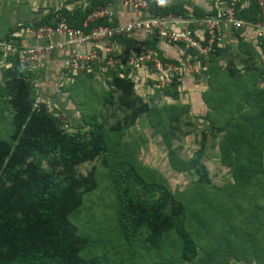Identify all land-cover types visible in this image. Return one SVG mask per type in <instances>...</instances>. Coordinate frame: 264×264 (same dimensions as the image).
Returning <instances> with one entry per match:
<instances>
[{
  "label": "trees",
  "instance_id": "obj_1",
  "mask_svg": "<svg viewBox=\"0 0 264 264\" xmlns=\"http://www.w3.org/2000/svg\"><path fill=\"white\" fill-rule=\"evenodd\" d=\"M147 1L155 16H187L189 13L184 6L161 7L162 0ZM87 2L86 6L81 4L74 9L64 6L57 11H49L32 23L24 24L37 31L42 26L56 27L63 16L72 27L80 28L86 23L85 31L89 32L92 28L114 26L120 21L116 16L88 19L96 9L108 7L114 10L117 6H122L120 0ZM122 7L131 12L130 7ZM192 12L195 15H206L215 10L195 7ZM258 12L257 4L252 0L240 13L248 20H259L261 16ZM14 26H10L3 37L0 36L18 48V52L6 57L11 63L5 69L4 76L3 96L7 100L3 101L4 106L0 110L2 115L5 108H13L9 139L0 136V264H103L100 257L85 255L93 239L80 232L71 218L82 206L85 194L97 187L96 168L83 174L79 172L78 166L94 161L108 151L103 121L99 120L97 114L83 115V121L90 130L86 132L77 128L69 131L50 112L47 105L36 102L32 82L33 67L23 60L19 52L23 46V38L21 31L17 34ZM234 35L240 43L249 45L253 55H259L255 45L244 42L240 31H236ZM40 39L47 41L45 37ZM118 39L134 49H138L140 43H145L161 55V49L154 40L144 39L140 42L136 37L122 36ZM214 45L208 58L201 57L202 64H206L208 70L215 67L213 55L225 51L227 46H220L218 43ZM257 70L255 81H252V87L248 91L249 104L237 110L240 117L231 114L219 130L223 131L222 139L227 146L224 163L232 169L235 182L242 186L253 184L259 173L264 174V68L260 62ZM227 72L230 83L237 79L239 70L232 61L227 65ZM85 75L95 76L94 73ZM107 75L109 89L105 92L104 100L111 104L116 100L118 109L124 112V117L117 120L112 130H125L134 125L143 114H151L152 105L137 92L135 80L129 77V69L117 65L115 69H109ZM208 76L211 81L210 74ZM181 77L170 85L157 88L164 92L163 95L170 102L166 101L157 108L166 112L184 108L185 105L176 102L181 97ZM223 87H213V92L221 95L222 91L225 94L229 92L227 84ZM229 94L226 96L230 98ZM167 122L171 123V120ZM170 128L169 124L168 131ZM168 134L171 135L170 131ZM202 134L201 145L189 160H182L180 167L176 163L179 161L178 157L173 161L178 170L193 169L198 177L196 184L200 187L211 184L209 168L203 161L206 130ZM212 134H216L215 129ZM44 166L47 168L44 169ZM155 184L157 185H149L143 193L126 187L125 199L119 211L120 219L126 221L125 226L130 222L134 233H140L141 241H144L149 252L163 253L167 241H177L180 264L191 263L199 256L200 250L187 222V207L165 179ZM244 234L246 233L243 232L240 236L243 237ZM161 262L173 263L162 258Z\"/></svg>",
  "mask_w": 264,
  "mask_h": 264
},
{
  "label": "rangeland",
  "instance_id": "obj_2",
  "mask_svg": "<svg viewBox=\"0 0 264 264\" xmlns=\"http://www.w3.org/2000/svg\"><path fill=\"white\" fill-rule=\"evenodd\" d=\"M87 1L0 0V33L4 36L12 25H15L17 34L20 31L34 32L35 28L26 27L24 23H32L49 11H57L64 6L74 9L81 4L85 5ZM217 2L218 0H162L160 5L184 6L191 13L195 7L210 11ZM122 8L126 11L125 7ZM243 34L244 42L253 44L248 32L243 31ZM235 43L225 51L213 55L215 67L212 70L206 68L207 71L203 69L195 74L190 73L193 71L188 68L183 75V80L189 78L187 75L192 74L193 78L199 76L196 84L210 86L209 93L216 100L211 103L213 105L206 113L208 116L196 114L191 107L192 100L184 101V104L178 99L176 102L185 105L184 108L168 112L157 108L166 101L170 102L163 95L164 92L157 89L161 88L157 86L158 82L148 78L147 81L152 85L147 98L152 105L151 114H143L134 125L119 131L112 130V127L118 119L124 117V112L118 109L116 100L113 104L104 100L105 92L109 89L107 81L88 75L78 76L71 81L67 76L64 77V83L52 85L48 78L55 73L50 70L49 63L55 56V50L50 54L45 53L49 59L43 69L23 58L33 67L32 82L36 102L47 105L66 129L73 131L82 128L88 132L90 127L84 123L82 116L97 114L107 132L108 151L94 161L78 166L79 172L83 174L95 167L97 175L96 189L85 194L82 206L71 217L80 232L93 239L86 256H98L103 264H168L161 262V258L172 261L171 264H180L177 241H167L163 253L149 252L144 241H141L140 233H134L131 223L128 222L125 226L126 221L120 219L119 211L125 199L126 187L143 193L149 185H157L156 182L165 179L172 191L185 203L187 222L199 245V256L191 263L184 264H264V174L259 173L251 185L237 184L232 169L224 163L227 146L222 139L223 131H219L231 114L239 116L237 110L249 104L248 91L252 87V81H255L261 58L259 51V55L251 53L249 45L238 40ZM164 52L165 49H161L162 58L174 59ZM5 59L0 55V110L7 100L3 96L5 69L11 64ZM230 61L239 70L237 79L231 83L227 76ZM56 66L52 69L57 71L59 66ZM44 83L50 86L44 88ZM225 84L230 98L226 96L227 92L225 94L222 91L223 95L213 92L214 88L225 87ZM181 87L179 86L180 91ZM2 115L0 114V136L9 139L13 108H5ZM167 120H171V123H166ZM169 124L171 135L168 134ZM213 129L216 134H212ZM205 130L207 137L204 140L206 149L203 161L209 168L211 184L200 187L196 184L198 177L193 169L178 170L173 161L178 157L179 161L176 163L180 167L182 160H189L200 147L202 132ZM243 232L246 234L241 237Z\"/></svg>",
  "mask_w": 264,
  "mask_h": 264
},
{
  "label": "built area",
  "instance_id": "obj_3",
  "mask_svg": "<svg viewBox=\"0 0 264 264\" xmlns=\"http://www.w3.org/2000/svg\"><path fill=\"white\" fill-rule=\"evenodd\" d=\"M251 2L252 0H218L215 8H212L215 12L210 14L195 15L191 12L187 16H155L151 13L147 0H120L122 6H128L133 11L129 21H119L114 26H99L86 32V23L80 28L72 27L61 16L56 27L42 26L36 31L39 37L47 39L44 45L22 46L19 52L23 58L35 63L43 54L70 45L65 69L71 78L94 73L107 80V71L120 65L123 69H129V77L135 80L136 89L139 86L140 72L152 77L158 82V87H164L183 76L188 68L193 71L190 73L195 74L206 69L201 57L208 58L215 43L223 45L226 31L231 35L240 31L242 36L243 31H247L252 40H255L261 54L260 63L264 68V0H255L258 15L261 16L259 20H248L241 16V10ZM116 15L115 10L102 7L94 10L88 19ZM121 36L136 37L140 42L151 39L156 41L159 48L161 45L176 46L180 56L173 60L164 59L158 51L145 43H140L138 49L129 48L119 41ZM56 37L64 39L57 41ZM15 52H18L17 46L0 39V53L4 58ZM262 83L264 84V78Z\"/></svg>",
  "mask_w": 264,
  "mask_h": 264
},
{
  "label": "crops",
  "instance_id": "obj_4",
  "mask_svg": "<svg viewBox=\"0 0 264 264\" xmlns=\"http://www.w3.org/2000/svg\"><path fill=\"white\" fill-rule=\"evenodd\" d=\"M115 12L120 14L118 16V18L120 19L121 22H125V21H129L130 18L132 17L133 11H124V9L122 8V6H117L115 9ZM124 17V18H123ZM1 25V24H0ZM22 38H23V46H38L41 44H44L45 41L40 39L41 37H39L37 35L36 31H25L24 33H22ZM3 33H0V36H2ZM64 39V37H56L55 40H60L62 41ZM237 37L234 35H231L228 31H226L223 35V45H227L226 49H228L231 45L236 44ZM253 44L256 46L257 45L255 43V40H253ZM162 48V50L164 51L165 49V54L170 55L172 57L178 58L180 56L179 50L177 49L176 46H160ZM71 47L69 45H65L62 49H58L55 50V56L52 59V61L49 63L50 65V70H52L55 73V77L51 76L48 79L52 81V85L56 84V85H60L61 83H64L65 78L67 77L69 79H71V81H73L74 78L69 77V75L66 73V69H65V64L68 58V54L70 52ZM50 54V53H49ZM49 59L48 56H46L45 54L40 57V59L38 61H36L35 63L37 64L36 67H39L41 69H43V67H46V61ZM43 64V65H42ZM56 65L59 66V70H55L52 69L54 68ZM34 65V64H33ZM57 67V66H56ZM50 71V72H52ZM49 74V73H48ZM101 75V73H100ZM194 75H187V77L189 78H185L182 81L181 84V97H180V102H184V101H191L192 100V110L195 111L196 114L202 115L204 117L208 116L206 113L208 112V110H210V103H212L215 99V96L209 93V87L208 85H204L201 86V84H196L195 81H197L199 78V76H196V78H193ZM97 78H102L101 76H95ZM209 77V76H208ZM42 77H40L41 79ZM148 78H151L149 75H147V73L145 72H140L138 79H139V86L137 87V92L142 95L144 97L145 100H147L148 96H149V90L151 87V84L148 80ZM183 78V76H182ZM104 79V78H102ZM106 81V79H104ZM47 86H50L47 83H44V88H46ZM185 91V92H184ZM187 93V94H186ZM227 94H229L227 92ZM210 102V103H209ZM179 103V101H178ZM182 104V103H181ZM185 104V102H184ZM212 113H214V111L212 110Z\"/></svg>",
  "mask_w": 264,
  "mask_h": 264
}]
</instances>
